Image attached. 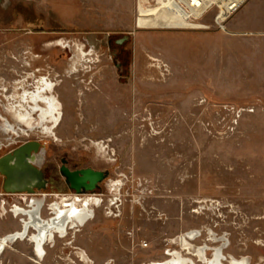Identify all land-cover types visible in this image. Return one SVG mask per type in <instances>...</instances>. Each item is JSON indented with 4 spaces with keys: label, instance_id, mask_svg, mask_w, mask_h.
I'll return each mask as SVG.
<instances>
[{
    "label": "rangeland",
    "instance_id": "1",
    "mask_svg": "<svg viewBox=\"0 0 264 264\" xmlns=\"http://www.w3.org/2000/svg\"><path fill=\"white\" fill-rule=\"evenodd\" d=\"M162 8L163 0H0V85L4 59L17 66L24 50L36 48L41 66H55L56 85L45 93L59 97L63 113L49 134L33 110L30 129L12 107H31L22 96L34 90L13 94L0 119V154L17 134L38 136L49 153L108 172L98 190L68 193L99 200L84 226L49 241L37 263L10 249L32 244L17 240L0 264H169L177 252L208 264L178 239L193 229L196 246L228 238L225 264L232 255L264 264V98L251 95L240 75L226 86L219 73L210 88L211 39L231 32L228 21L241 8L224 29L213 12L180 26ZM235 49L241 58L242 47ZM7 120L18 133L5 128ZM20 197L0 196V239L24 229V215L11 210L29 207L32 196ZM62 197H44L39 216L54 217L51 204Z\"/></svg>",
    "mask_w": 264,
    "mask_h": 264
},
{
    "label": "bare ground",
    "instance_id": "2",
    "mask_svg": "<svg viewBox=\"0 0 264 264\" xmlns=\"http://www.w3.org/2000/svg\"><path fill=\"white\" fill-rule=\"evenodd\" d=\"M53 87L54 83L52 81L42 79L36 90L31 93L30 91H25L22 99L26 100L28 98L33 100L34 103L31 107L25 106L20 102L13 105L12 109H15L14 115L17 117L18 121L29 126L30 129H34L31 124L34 120L32 117V111L38 109V111H40L39 122L41 124V130L49 134L53 133L55 126L62 121L63 115L62 103L60 102L59 97L52 92L51 95L45 93L46 89L52 91ZM39 100L44 101L46 106H39V103L37 102ZM47 119L53 120L51 125L45 123ZM6 123L5 128L18 133V129L14 123L9 120H7ZM94 203L98 204L99 200L92 196L81 197L79 195H74L70 198L64 196L60 201L56 200V202L52 203L51 207L55 208L56 214L51 219L47 220L43 215L39 216L40 210L44 204V197L32 196L29 207L15 204L11 211H13L16 218L24 215V229L23 231L18 229L17 231L19 232L16 234L0 239V259L6 248L9 245H13L17 240L31 241L35 253L38 257L44 259L47 255L46 245L49 241L53 242L57 237H66L69 234V229L78 230L94 216L95 210L92 207L94 206ZM198 236L199 231L193 229L186 233H182L178 239L185 249H189V252H193L194 255H197L201 261L208 264H225L223 262L226 257L224 249L228 238L222 236L219 239L223 241V243L214 247H211L208 243L196 246L193 241L196 240ZM16 237H18V239L15 240ZM191 248H193L192 251ZM210 248L214 249L212 256H208V249ZM84 255L83 258L85 259L87 255ZM230 261L232 264H248L247 259H238L233 255ZM149 264H167V262L159 260L151 261ZM169 264L197 263L194 260L187 258L186 255L177 252L173 253V257L169 260Z\"/></svg>",
    "mask_w": 264,
    "mask_h": 264
},
{
    "label": "flooded vegetation",
    "instance_id": "3",
    "mask_svg": "<svg viewBox=\"0 0 264 264\" xmlns=\"http://www.w3.org/2000/svg\"><path fill=\"white\" fill-rule=\"evenodd\" d=\"M38 49H28L24 50V57L21 59L20 63L15 66L11 62H6L8 59H4L3 66V77L0 85V119L2 120L4 114L6 113L7 104L5 100H8L9 97H13V94L18 96L25 89L35 90L37 83L41 78L48 79L49 81L54 82L56 85L57 73L55 71V66L50 64L48 68L40 65V53H36ZM28 52V53H27ZM19 60V59H18ZM44 73V75H43ZM54 79V81H53ZM17 82L18 85L14 86L11 83ZM5 85V86H4ZM54 88V87H53ZM37 115V112H34ZM8 115H6V118ZM8 119V118H7ZM18 138L13 141L11 148L4 151L0 154V196L1 195H20L21 199L23 196H42L46 197L48 195L58 198L60 196H69L68 193L82 194L89 191H96L100 188L101 182L107 178V171L103 169L94 168L91 166H83L80 163V159L69 156L67 153H60L56 150H52L49 153V149L45 146L46 141L41 137H27L19 138L20 134H17ZM29 145L30 149L22 152L23 160L26 166L34 168L35 173L32 175L34 177L33 183H21V182H11L8 184V189L11 191L5 190V181L8 180L7 174H5L2 169L5 167V164H9L5 161V157L8 155L15 156V151L24 146ZM5 143L0 144V150L3 149ZM45 146V147H44ZM14 158V159H15ZM3 160V161H2ZM1 162H3L1 164ZM11 165H16L15 160L10 161ZM28 164V165H27ZM84 168H93L95 170H101L105 172L103 179L98 181L97 186L94 190L86 189L85 185H81L80 188H74L67 180V177L64 175V169H69L70 171H78ZM25 173L29 175V172L25 170ZM70 197V196H69ZM25 199V198H24ZM29 205V204H28ZM27 205V206H28ZM52 205V204H51ZM26 206V205H25ZM53 212V210L51 211ZM41 214V213H40ZM52 214V213H51ZM12 231V230H11ZM30 243V242H29ZM53 244L52 242L49 245ZM28 249H18L13 246L10 247L11 250L18 252L21 255L23 261H34L37 263L35 258V250L33 245H29ZM2 262V260L0 259ZM4 262V261H3ZM6 264H13L11 258L6 260Z\"/></svg>",
    "mask_w": 264,
    "mask_h": 264
},
{
    "label": "crops",
    "instance_id": "4",
    "mask_svg": "<svg viewBox=\"0 0 264 264\" xmlns=\"http://www.w3.org/2000/svg\"><path fill=\"white\" fill-rule=\"evenodd\" d=\"M228 28L231 32L227 35H215L211 39V90L218 86L219 73L225 76L226 86L240 75L242 86L252 89L251 95L264 98V0H249L231 17ZM218 38L225 40V48H218ZM239 45L242 47L241 58L238 51L235 53Z\"/></svg>",
    "mask_w": 264,
    "mask_h": 264
},
{
    "label": "built area",
    "instance_id": "5",
    "mask_svg": "<svg viewBox=\"0 0 264 264\" xmlns=\"http://www.w3.org/2000/svg\"><path fill=\"white\" fill-rule=\"evenodd\" d=\"M249 0H163L161 11L174 13L181 25H192L209 13L214 14L215 23L222 29L226 21ZM186 22V23H185ZM188 23V24H187ZM51 208V207H50Z\"/></svg>",
    "mask_w": 264,
    "mask_h": 264
},
{
    "label": "water",
    "instance_id": "6",
    "mask_svg": "<svg viewBox=\"0 0 264 264\" xmlns=\"http://www.w3.org/2000/svg\"><path fill=\"white\" fill-rule=\"evenodd\" d=\"M29 145H24L20 148H18L15 151V156L12 157V155H8L5 157V161L9 164H5V167H3L2 171L7 174L8 180L5 181V190L11 191L12 189H8V184L11 182H21V183H33L34 177L32 176L35 173L34 168L30 166H26L24 162V158L22 156V152L25 150H29ZM15 158V159H14ZM17 163L15 166L10 164V161ZM1 162V164L3 163ZM28 165V164H27ZM25 170L29 172V175L25 173ZM64 175L67 177V180L71 182L72 186L74 188H80L81 185H85L86 189L88 190H94L97 186L98 181L103 179L105 172L101 170H95L93 168H84L80 169L78 171H70L69 169H64Z\"/></svg>",
    "mask_w": 264,
    "mask_h": 264
}]
</instances>
